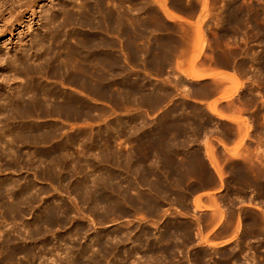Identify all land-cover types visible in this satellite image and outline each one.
I'll return each mask as SVG.
<instances>
[{
  "label": "rangeland",
  "instance_id": "rangeland-1",
  "mask_svg": "<svg viewBox=\"0 0 264 264\" xmlns=\"http://www.w3.org/2000/svg\"><path fill=\"white\" fill-rule=\"evenodd\" d=\"M169 1L152 84L118 36L166 0H0V264H264V0Z\"/></svg>",
  "mask_w": 264,
  "mask_h": 264
},
{
  "label": "crops",
  "instance_id": "crops-1",
  "mask_svg": "<svg viewBox=\"0 0 264 264\" xmlns=\"http://www.w3.org/2000/svg\"><path fill=\"white\" fill-rule=\"evenodd\" d=\"M167 1L166 10L160 9L159 7L155 8H149V9H143L142 12L136 17H133L128 14V23L131 25V29H128L126 34L123 35V33H120L118 38L120 40V49H119V65L121 68V74L123 72L126 73V76H129L130 72L132 71H139L141 73H144L147 75V77L151 80L152 84L153 81H158L160 78H163L164 80H168L170 78V71L169 65L164 67V74L160 77L158 74V71L156 68L153 67V65L148 68V62L156 61V57L159 54V48H158V41L159 38L163 41L164 45L162 47L161 53L167 58L169 54H172L173 49V42H172V36H173V28L174 24L177 23L181 25L182 27H185L187 25L188 18L182 14L178 9H176L174 6L170 5V1ZM182 16V19H177V16ZM116 36V35H115ZM104 40V46L107 47L108 42L111 40V32L104 33L103 35ZM130 41H134L136 45V51L132 52L130 50V47L128 46V43ZM110 51V48H109ZM134 53V54H133ZM180 55L183 61H184V53L183 50L178 53ZM225 72V71H224ZM226 76H231L232 78L235 76V73L233 70L230 72H225ZM222 73H220V70L218 69H212L210 75L211 78L207 80H212L215 82L216 78L221 76ZM123 90V88L119 89L120 97L126 93V91ZM139 96L137 97V104L134 106V108L139 109H145L146 106L142 105L140 101L143 98H150L152 101L151 107L155 108L156 110L159 109V105L155 101L156 98H158L160 92L157 91V89L151 87L150 90L142 89L139 93ZM226 95L225 88L218 87V90L208 99L204 100L203 102L206 105H211L214 103L221 102L224 99V96ZM103 103L104 106H108L109 111L112 108L117 109V106L112 103L110 99H107L106 97V90H104V96H103ZM119 109H122L120 106ZM110 117V112H109ZM110 119V118H109ZM104 122L107 120V117H104ZM78 125H85V123H78ZM216 243H221L224 241H215Z\"/></svg>",
  "mask_w": 264,
  "mask_h": 264
},
{
  "label": "bare ground",
  "instance_id": "bare-ground-1",
  "mask_svg": "<svg viewBox=\"0 0 264 264\" xmlns=\"http://www.w3.org/2000/svg\"><path fill=\"white\" fill-rule=\"evenodd\" d=\"M218 89V88H217ZM150 200V199H149ZM151 201H152V199H151ZM154 201V200H153ZM150 202V201H149ZM154 203V202H153ZM149 204V203H148ZM134 206V205H133ZM149 206H151V205H149ZM119 207H120V205H119ZM118 207V208H119ZM135 208H133L134 210L136 209V206H134ZM159 207V206H158ZM108 208V207H107ZM114 208V207H113ZM124 208V207H123ZM122 207L120 208V210H125L126 211V214L128 213L127 211L128 210H126L125 208L123 209ZM151 207H149V209H150ZM153 208H155V210H156V207H154V205H153ZM159 209V208H158ZM12 210V209H11ZM151 210V209H150ZM153 210V209H152ZM14 211H15V208H14ZM17 211H19V210H16L15 212H17ZM119 211V210H118ZM118 211H116L117 212V214H120V212L118 213ZM125 211L123 212V213H125ZM131 211V210H130ZM129 211V212H130ZM138 211V210H137ZM14 212V213H15ZM133 212V211H132ZM132 212H130V214H132L133 215V213ZM13 213V212H12ZM18 213V212H17ZM50 213H52V212H50ZM122 213V214H123ZM16 214V213H15ZM49 214V213H48ZM53 214V213H52ZM116 213H115V215H117ZM135 214V213H134ZM129 215V214H128ZM49 216V215H48ZM51 216V215H50ZM56 217V216H55ZM45 218V217H44ZM44 221V220H43ZM53 222H55V219L54 218H52V217H47V215H46V218H45V223L49 226V225H51ZM56 222H57V220H56ZM55 222V223H56ZM80 228V227H79ZM74 233V232H73ZM112 233H114V232H112ZM108 235H110V234H108ZM112 235V234H111Z\"/></svg>",
  "mask_w": 264,
  "mask_h": 264
}]
</instances>
